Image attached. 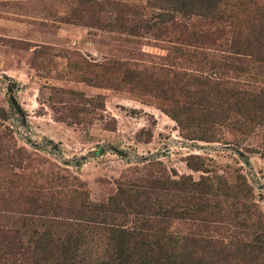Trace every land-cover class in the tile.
<instances>
[{"label": "rangeland", "instance_id": "rangeland-1", "mask_svg": "<svg viewBox=\"0 0 264 264\" xmlns=\"http://www.w3.org/2000/svg\"><path fill=\"white\" fill-rule=\"evenodd\" d=\"M209 5L0 0L1 264H33L34 231L53 214L91 225L85 207L159 168L172 178H244L264 212V105L254 97L264 61L234 45L253 36L246 27L264 0L236 4L235 26ZM226 75L237 84L214 82ZM244 116L254 121L244 126ZM98 237L84 239L91 260ZM14 245L24 249L18 260L3 253Z\"/></svg>", "mask_w": 264, "mask_h": 264}, {"label": "trees", "instance_id": "trees-1", "mask_svg": "<svg viewBox=\"0 0 264 264\" xmlns=\"http://www.w3.org/2000/svg\"><path fill=\"white\" fill-rule=\"evenodd\" d=\"M241 3L210 0L208 10L231 18L235 26L240 20L232 8ZM260 13V9L254 10L253 23L246 27L253 36L243 37L234 45L236 53L259 56L264 61V39L259 37L264 31V14ZM128 27L132 32V26ZM236 33L240 37L242 28ZM178 76L192 84L205 81L187 73ZM229 78L226 75L214 82L237 84ZM70 94L81 97L76 92ZM254 97L264 105V88ZM244 118V126L247 120L254 121ZM51 204L52 200L42 204L34 199L35 208H52ZM85 212L94 215L86 220L91 223L86 227L53 214L44 230L34 231L30 250L33 264H264V212L244 178L230 181L218 173L196 180L190 176L172 178L159 168L156 174L119 182L106 201L88 205ZM59 228L67 231L62 234ZM93 230L99 234V245L91 260L82 247ZM5 248L3 253L15 260L24 250L16 245Z\"/></svg>", "mask_w": 264, "mask_h": 264}]
</instances>
